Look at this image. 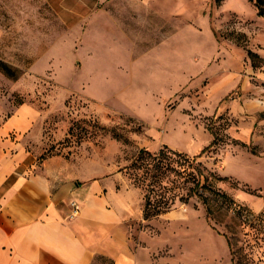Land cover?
<instances>
[{
	"label": "rangeland",
	"instance_id": "obj_1",
	"mask_svg": "<svg viewBox=\"0 0 264 264\" xmlns=\"http://www.w3.org/2000/svg\"><path fill=\"white\" fill-rule=\"evenodd\" d=\"M49 1L0 0V107L31 102L42 110V157L62 153L129 183L131 240L150 264H232L223 235L230 212L215 210L209 223L193 197L144 219L127 167L141 148L192 157L215 138L198 158L221 177L213 188L234 206L263 210L264 78L255 72L264 59L247 54L248 29L264 20L254 0H155L129 14L111 5L110 23L84 33L63 31ZM243 124H254L251 137ZM238 236V245L250 238ZM259 243L244 250L247 264H264Z\"/></svg>",
	"mask_w": 264,
	"mask_h": 264
},
{
	"label": "crops",
	"instance_id": "obj_2",
	"mask_svg": "<svg viewBox=\"0 0 264 264\" xmlns=\"http://www.w3.org/2000/svg\"><path fill=\"white\" fill-rule=\"evenodd\" d=\"M50 1L63 31L84 33L110 23L111 5L129 14L155 0ZM263 21L248 32L252 50L264 59ZM255 73L264 78V71ZM44 121L35 103L0 107V264H93L98 257L113 264H150L143 247L131 240L135 213L129 183L62 153L42 157L49 147ZM253 126L243 124L242 134L251 137ZM258 138L254 133L253 142ZM238 174L246 180L241 170ZM71 200L81 206L73 218Z\"/></svg>",
	"mask_w": 264,
	"mask_h": 264
},
{
	"label": "trees",
	"instance_id": "obj_3",
	"mask_svg": "<svg viewBox=\"0 0 264 264\" xmlns=\"http://www.w3.org/2000/svg\"><path fill=\"white\" fill-rule=\"evenodd\" d=\"M254 4L257 15L264 18V0H254ZM247 54L251 60L261 58L251 49H247ZM215 144L214 138L200 154L192 157L167 146L156 152L141 148L128 165L127 173L133 186L142 193L144 219L164 214L176 203H186L193 197L203 205L209 223L214 218L215 210L223 209L230 212L226 224L227 232L223 235L231 254L232 264H247L244 250L255 248L264 240V208L254 214L242 206L232 205L229 196L213 188L215 180L221 177L207 170L198 158ZM251 192L261 195L255 191ZM239 233L250 235V238H245L241 245H238ZM109 264L113 263L110 261Z\"/></svg>",
	"mask_w": 264,
	"mask_h": 264
},
{
	"label": "built area",
	"instance_id": "obj_4",
	"mask_svg": "<svg viewBox=\"0 0 264 264\" xmlns=\"http://www.w3.org/2000/svg\"><path fill=\"white\" fill-rule=\"evenodd\" d=\"M69 208H70V212H69L70 218H73V217H76L79 215L80 210H81V206L76 200L70 201Z\"/></svg>",
	"mask_w": 264,
	"mask_h": 264
}]
</instances>
